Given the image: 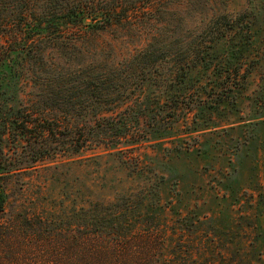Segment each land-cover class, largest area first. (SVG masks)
<instances>
[{"label": "rangeland", "instance_id": "374dc122", "mask_svg": "<svg viewBox=\"0 0 264 264\" xmlns=\"http://www.w3.org/2000/svg\"><path fill=\"white\" fill-rule=\"evenodd\" d=\"M141 6L124 14V29L99 36V55L118 61L154 32L172 41L180 57L193 43L206 50L216 36L237 29L225 43L234 40L215 55L207 52L217 59L194 67L186 89L173 88L170 97L157 86L144 91L154 98V123L143 109L138 124L129 122L132 137L123 140L140 144L105 149L87 142L76 153L52 145L22 154L16 161L32 166L0 180L12 229L0 264L139 263L147 252L154 260L155 247L176 245L191 249L183 256L188 264H264V0ZM94 44L77 46L78 63L93 57ZM36 151L43 158L31 163ZM102 211L105 231L120 225L125 237L76 243L94 231L88 225ZM47 233L58 240H46ZM80 244L112 252L82 256ZM165 253L163 263L175 261Z\"/></svg>", "mask_w": 264, "mask_h": 264}, {"label": "trees", "instance_id": "16d2710c", "mask_svg": "<svg viewBox=\"0 0 264 264\" xmlns=\"http://www.w3.org/2000/svg\"><path fill=\"white\" fill-rule=\"evenodd\" d=\"M152 3L154 0H0V180L31 167L16 160L37 148L48 152L52 145L72 146L76 153L87 142L105 149L140 144L139 139H133L123 145V140L132 137L129 122L138 124L143 109L154 123V98L149 99L144 91L157 86L170 97L168 91L173 88L186 89L194 67L217 59L207 52L215 55L234 40L225 43L237 29L229 30L227 37L216 36L206 50L205 43H193L180 57L172 41L154 32L118 61L99 55L103 51L97 45L101 34L124 29V14L134 11L136 5L153 9ZM86 40H93L95 53L87 63H78L82 52L77 46ZM52 50L57 59L49 56ZM40 151L34 153L31 163L43 158ZM5 181L0 183V255L12 230L4 219L9 199ZM106 217L102 211L92 219L88 226L94 231L75 242L106 240L110 235L122 240L126 232H121V220L113 223L110 219L111 225L119 226L115 232L105 231ZM45 238L54 241L59 236L47 233ZM89 247L80 244L75 248L82 256L98 258L112 252ZM115 250L114 255L120 256ZM165 252L176 257L175 261L163 263ZM188 254L191 249L176 245L168 250L155 247L154 260L147 252L139 263L76 264H188L183 257Z\"/></svg>", "mask_w": 264, "mask_h": 264}]
</instances>
